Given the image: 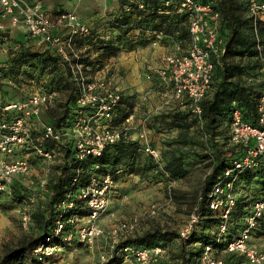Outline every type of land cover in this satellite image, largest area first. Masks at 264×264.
<instances>
[{"label":"trees","instance_id":"trees-1","mask_svg":"<svg viewBox=\"0 0 264 264\" xmlns=\"http://www.w3.org/2000/svg\"><path fill=\"white\" fill-rule=\"evenodd\" d=\"M203 1L212 2L222 14L220 32L224 38L225 52L215 61V72L210 88L201 102L203 126L201 131L209 137L210 152L204 151L196 155L211 170L202 181L195 197L194 207L198 206L199 222L186 239L180 238L179 233L174 230L160 228L123 238L103 264H127L124 262L125 247L152 248L155 246L168 248L167 256L160 258L156 264H199L204 247L210 245L217 252L224 250L227 243L235 239L246 226L245 216L253 203L264 199V164L256 169L240 172L234 185L237 194L236 205L228 219L226 232L223 235L219 234L222 218L219 211L210 208L209 195L216 183L224 176L226 168L233 166V160L238 158L242 151L241 147L228 144L229 126L234 109H240L246 122L252 125L258 124V103L264 82L262 88L258 89L248 84L244 77L250 75L251 71L264 75L257 49L259 43L264 45V20L255 25L248 13L251 0ZM131 21L134 23L133 26H130ZM187 22L185 14L158 13L152 8L149 12L134 9L131 14H125L120 8L118 14L107 21V29L113 31V36L106 37L92 30L89 35L76 38L78 46L87 45L90 48L80 60L84 66L85 80H91L94 77L91 74L102 70L107 61L122 49L131 51L156 40L166 46L180 41L183 48L187 47L189 43ZM154 30L161 31L163 36L157 39L152 33ZM17 42L18 49L11 51L6 59V66L0 67V75L16 78L20 83L34 80L46 92H55L57 96L61 93L63 98L59 99L56 96L54 102L48 106L47 110L54 114L49 115L45 121L56 127L72 125L82 110L77 100L83 80L74 75L69 64L55 53L49 50L33 49L21 41ZM91 51L95 53L94 57L90 54ZM176 101L178 105L175 111L157 116L163 122L162 125L189 128L197 125V122L200 123L198 117L188 108L187 102ZM5 104L0 103V119L8 117V114L3 111ZM132 106L133 102L122 94L114 122L120 124L130 117ZM41 134V131L34 130V143L18 151L20 155L29 153L33 164H36L37 160H43L35 153L33 147L40 142ZM45 145L58 152L60 158L48 177L45 197L38 202L37 209L32 214L37 232L8 248L0 256V264H46L52 255L40 257L35 254V249L43 244L57 246L60 250L88 247L77 237L71 241L65 239L64 235L68 231L76 232V228L71 224L67 223L62 233L56 232V226L60 218L66 220L75 214L79 216L89 214V209L82 200H76L75 205L70 209H59L58 203L69 191L87 184L92 175L110 174L115 181L120 172L143 176L152 174L154 178H165V171L170 179L180 180L186 178L191 169L189 161L191 154L188 152L174 153L166 160L162 155L161 162L164 163L160 168L159 163L151 155L144 153L143 145L137 139H121L108 145L101 155H90L84 160L75 157L71 142L62 143L49 139ZM152 145L156 146L154 142ZM32 154L35 157H31ZM76 176H79V181L74 184ZM20 181L14 180L11 184V192L1 197L0 206L4 209L28 199L27 187ZM250 184L256 187L247 193L240 192L243 188L247 191L249 189L247 186ZM4 196H8L5 201L2 200ZM253 234L264 236V218L260 220ZM233 258V254L227 253V260Z\"/></svg>","mask_w":264,"mask_h":264},{"label":"built area","instance_id":"built-area-1","mask_svg":"<svg viewBox=\"0 0 264 264\" xmlns=\"http://www.w3.org/2000/svg\"><path fill=\"white\" fill-rule=\"evenodd\" d=\"M1 17L7 19L9 27H19L23 34L32 41L29 45L41 51L49 50L59 56L71 67L74 75L82 81L81 93L77 104L81 107L80 114L67 127H56L52 123L41 119V112L52 104L57 96L55 92L43 90L33 91L25 96L18 97L5 104L3 111L8 117L0 119V200L4 194L11 192V184L20 177L31 174L33 163L30 154L17 156V151L34 143L33 132L41 131L40 142L33 147L35 153L47 161H53L56 152L47 148L45 142H71L75 157L84 160L88 156H99L104 149L121 139H137L144 151L161 163V151L152 145L150 131L146 128L136 136L130 134L133 116L124 122H114L122 93L111 86L104 78L95 77L85 80V70L80 62L87 54L76 43V38L87 36L92 32L88 22L83 21L74 11H60L51 17L42 5L37 2L25 4L22 0H0ZM121 11L131 14L134 9L149 12L155 9L158 13L185 14L187 16L189 43L183 48L180 41L172 45L174 51L162 58V64L156 70L158 77L164 82L175 100L187 102L188 108L202 123L201 102L210 88L215 72V61L225 52L224 38L221 35L222 14L210 1L203 0H122ZM119 8V10H120ZM248 13L255 25L264 20V1L251 0ZM111 17L110 19H113ZM138 19H140L138 17ZM134 23L131 21L130 26ZM257 27V26H256ZM256 29V28H255ZM160 39L163 33L152 31ZM10 33L2 21L0 22V38L9 39ZM160 45L159 40L152 42ZM18 47V45L16 46ZM258 57L264 71V45L257 46ZM258 124L252 125L243 119L239 108H235L231 121L228 144L241 147L238 158L233 160V166L226 168L224 176L213 187L210 197V208L219 211L222 221L219 234L227 230L228 219L236 205L235 180L237 175L245 170L256 169L264 164V88L258 103ZM79 176L73 183H78ZM114 179L110 174L104 176L92 175L89 182L68 192L58 203L59 209H70L76 200L85 202L89 214H77L57 221L56 232L62 233L67 223L76 228L74 233L68 231L64 236L67 241L77 237L79 241L92 246L103 229L98 224L101 216L108 209ZM47 181L43 180L42 185ZM157 212L153 205L151 213ZM264 218V199L255 201L245 216L246 226L241 233L229 241L224 250L233 254L234 258L227 260L212 246L204 247L199 258V264H264V247L253 243L254 230L260 220ZM200 219L198 206L194 207L188 222L180 229V238H188ZM22 224L29 229L32 224L31 215L24 212ZM137 218L120 221L110 231L112 248L128 235L136 232ZM50 240V238H48ZM59 247L42 245L35 249L36 255H51ZM125 261L130 258V264H156L162 257L167 256L168 248L155 246L152 248L125 247ZM109 255H102V264ZM132 259V261H131Z\"/></svg>","mask_w":264,"mask_h":264},{"label":"rangeland","instance_id":"rangeland-1","mask_svg":"<svg viewBox=\"0 0 264 264\" xmlns=\"http://www.w3.org/2000/svg\"><path fill=\"white\" fill-rule=\"evenodd\" d=\"M106 30L108 33L104 34V36L114 35L113 31ZM151 45L153 44L151 43ZM159 47L164 48L162 56L158 59L162 64L163 56L173 52L174 47L173 45L166 46L164 44H160ZM17 49V47L10 49L9 54ZM123 52L128 51L122 49L110 59L117 58ZM7 58H0V67L6 66ZM109 60L103 68L104 72L98 74V71H96L91 75H94L93 78H104L111 83L112 87L119 89L125 97L133 102L130 112L133 116L130 134L136 137L143 128L149 130L152 142L160 149L161 156L163 155L165 160L174 153L188 152L191 154L189 157L191 162L190 173L184 179L173 180L170 179L169 174L165 171V178H154L152 174L143 176L140 174H122L120 172L111 191L108 209L98 221V224L103 229V234L98 237L95 244L83 248L55 249L51 254V259L46 264H102V255L108 254L110 256L113 251L109 235L110 231L120 221L132 218H137L138 220L137 230L127 237L155 228L174 230L179 233L180 229L188 222L195 206V197L200 185L211 170L196 155L204 151L210 152L209 137L201 131L203 128L201 123L197 122V125L189 128L168 127L166 124L162 125L163 122L157 117L162 113L168 114L175 111L178 105L171 92L156 73L159 66L154 67V70L146 69L147 74L143 75V78L135 80L132 75L128 74L129 70L126 68V72L121 70L119 75H113V66ZM244 79L248 84L261 89L264 75L251 71L250 75L245 76ZM36 90L43 89L34 80L21 81L20 83L16 78H6L0 75V103H8L20 95L25 96ZM57 97L59 99L63 98L61 93ZM47 109L48 107H45L41 112L43 121L49 115L52 116L54 114V112ZM42 113L45 118H42ZM221 141L223 142L224 140L222 139ZM144 153L148 154L145 151ZM20 154L18 152L17 156H20ZM31 157L35 156L32 154ZM59 158L60 154L56 152V157L53 161L37 160L36 164H33L31 174L20 177L21 181L19 180L27 187L28 199L10 204L11 206L7 209L0 206V256L8 248L17 245L22 239L36 234L37 228L32 214L36 211L38 202L45 197L46 185H42V181L48 180V177L54 171L55 164L59 162ZM163 163H159L160 168H162ZM247 187L249 188L247 191L243 188L240 192L247 193L252 188H255L256 185L250 184ZM8 196H4L2 200L5 201ZM153 205L157 206L155 214L151 213ZM24 212H28L32 218V224L29 229H25L22 224ZM253 243L264 247V236L259 234L254 236ZM220 255L224 257L227 253L222 251ZM124 262L130 264V258Z\"/></svg>","mask_w":264,"mask_h":264},{"label":"crops","instance_id":"crops-1","mask_svg":"<svg viewBox=\"0 0 264 264\" xmlns=\"http://www.w3.org/2000/svg\"><path fill=\"white\" fill-rule=\"evenodd\" d=\"M25 4H34L39 2L44 10L51 16L55 17L60 11H74L83 21L88 22L92 30L101 35L107 34V21L118 14V10L122 4V0H22ZM1 12V6H0ZM4 22L9 33L10 38H0V58H7L9 50L13 49L17 45V41H21L26 45H31L32 41L23 34L19 27H9L7 19H2L0 14V22ZM80 47V46H79ZM84 52L88 51L89 46H81ZM164 48L159 45H147L146 47H138L128 52L119 54L117 58H112L109 61L113 66V75H119V71H128L129 75H132L135 80L143 78V75L147 74L146 69L154 70L156 66H160L159 58L162 56ZM90 54L94 57L93 51ZM108 69V68H107ZM104 72V69L98 71L100 74ZM111 72V73H112ZM126 72V70H125ZM142 75V76H141ZM21 97V95L19 96ZM18 98V97H17ZM44 113V112H43ZM42 113V118L45 115ZM43 161H46L43 159Z\"/></svg>","mask_w":264,"mask_h":264}]
</instances>
